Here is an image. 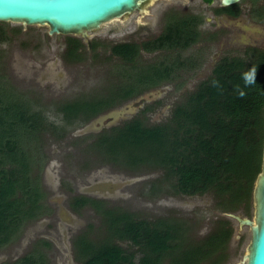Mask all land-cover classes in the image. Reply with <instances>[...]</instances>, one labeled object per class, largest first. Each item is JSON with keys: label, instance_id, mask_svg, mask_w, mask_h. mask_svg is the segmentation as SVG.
Returning <instances> with one entry per match:
<instances>
[{"label": "trees", "instance_id": "1", "mask_svg": "<svg viewBox=\"0 0 264 264\" xmlns=\"http://www.w3.org/2000/svg\"><path fill=\"white\" fill-rule=\"evenodd\" d=\"M196 26V19L179 18L154 41L107 46L111 56L122 63L117 71L113 70L116 83L107 97L82 99V103L74 101L58 108L64 125L85 124L145 90L171 81L175 66H182L183 62L165 58L140 64L137 61L141 51L185 49L198 39ZM4 35L0 29V41ZM68 40L67 57L75 61L80 41L70 37ZM253 67L255 82L246 86L242 74ZM32 106L0 77V248L43 213L40 147L42 135L57 133V129L53 123L47 124L42 110ZM150 111L147 106L143 113ZM263 143L264 55H260L220 60L208 79L184 102L175 105L165 122L147 126L139 118L133 119L100 134L91 148L101 155V151H108V161L118 164L121 160L131 170H159L167 182H172L175 193L210 194L222 213H235L239 209L247 212L251 205L261 172ZM152 186L160 189L157 184ZM98 203L79 197L71 207L77 211L92 206L111 223V237L131 242L141 248L142 254L135 263L134 253L109 241L92 254V247L87 246L85 251L89 253L81 264H164L165 258L169 264H222L227 259L226 250L233 235L227 218L219 219L209 234L193 243L183 224L150 223L125 211L106 210ZM15 264L47 263L42 254L32 253Z\"/></svg>", "mask_w": 264, "mask_h": 264}, {"label": "rangeland", "instance_id": "2", "mask_svg": "<svg viewBox=\"0 0 264 264\" xmlns=\"http://www.w3.org/2000/svg\"><path fill=\"white\" fill-rule=\"evenodd\" d=\"M193 1L157 0L143 17L133 13L122 24L112 22L105 24L104 29L89 32V39L96 44H104L103 49L98 52L85 51L83 61L74 66L61 62L64 36H49L47 27H23L16 23L0 22V29L5 33L0 41L1 80L18 93H23L24 97L35 98L39 103L32 107L42 110L47 124L53 123L57 129L55 134L42 135L40 177L45 195L43 213L38 219L26 223L13 241L0 248V264H15L32 253L42 254L48 264H75V241L81 236L93 240L91 246L94 249L106 244L98 242L109 238H105L107 232L101 222V213L89 211L90 207L77 214L70 211L72 198L83 193L103 198L106 200L103 201L105 209L125 211L135 219L150 223L165 221L183 224L187 237L193 243L209 234L219 219L227 218L232 223L233 235L227 246V259L222 264H245L242 257L246 253L250 229L247 226L239 227L236 221L222 213L210 194H177L171 189L172 182L164 179L163 172L155 169L131 170L121 160L117 161L118 164L108 161V151H101V155L91 148L97 141L95 134L98 129L102 131L99 134L107 132L109 122H119L121 118L128 117L129 112L136 110L135 101L111 110L91 123L69 127L64 125L63 116L53 103L61 97L60 93H63L62 97L82 96L86 99L111 89L110 83L116 81L113 70L122 63L109 57L107 46L127 40H141L157 33L163 28L161 13L167 6L179 5L175 11L179 18H183ZM221 56L230 57L232 54L225 51L224 46L218 50L216 45L204 42L190 45L183 51L166 49L154 57L140 55L137 61L140 64L165 61V58L172 62H183L182 66H175L171 81L162 82L142 96L143 101L155 102L151 113L144 118L145 125L165 122L175 105L184 102L200 83L208 79L215 59ZM61 74L64 79L58 80ZM155 184L160 189H154L152 185ZM233 214L253 220V203L247 212L239 209ZM115 243L127 252L133 251L132 246L126 248L121 242ZM44 244H48V247Z\"/></svg>", "mask_w": 264, "mask_h": 264}, {"label": "flooded vegetation", "instance_id": "3", "mask_svg": "<svg viewBox=\"0 0 264 264\" xmlns=\"http://www.w3.org/2000/svg\"><path fill=\"white\" fill-rule=\"evenodd\" d=\"M156 1L157 0H147V2L142 6V9L140 11H134V12L126 15L125 17H123L121 20H116L114 22H119L120 24H122V23L128 21L133 13H138L140 16L143 17L144 15H147V12H146L147 9L151 5H153ZM161 1H167V0H161ZM171 1L173 2L175 0H171ZM184 1H188V0H184ZM193 2H194L193 3L194 5L193 4L190 5L188 13L184 15L185 18L187 17V18H193V19L197 20V26L195 28H196V32L198 35V39L192 45H195L198 43L201 44V42H204L207 45H216L218 50L221 49L222 46H224L225 51L232 54V56H230V57H222L221 56V57H218L217 59H215V64L213 65V67L217 64V62H219L220 60H222L224 58L232 59V58L236 57V58L249 59L252 56L264 55V0H194ZM176 6H179V5L171 4V5L167 6V8H165L162 11L161 18L164 20V25H163V28H161L157 33L154 32V34H151L150 36H147L141 40L140 39H137L135 41L127 40L126 42H121V43H134V44L141 45L144 42H150V41L156 40L158 37H160L165 32V30H167V27L170 24H174V21L179 19L178 15L175 11ZM201 25H204L203 29H201ZM133 35H134V33L129 35V37L133 36ZM62 36H64V35H62ZM68 37L73 38V39H78L80 41V46L77 49V53L79 54V56H76L77 59L75 61L72 60L71 58L67 57V53L70 50V44H69L70 42L68 40ZM58 40H61V39H58ZM62 41H63L61 44L62 52L60 54V57H61V62L66 66L79 65L80 62L83 61V59L81 60V59H79V57L83 58L85 51L91 50V51H97L98 52V51H101L103 49V46H104V44L103 45L102 44L101 45H99V44L95 45L96 43L92 42V40L89 39L88 33H87V39H84L81 36L68 35L66 37L64 36V38H62ZM115 44H118V43H113L111 45H115ZM48 45H49V43H48ZM104 48H106V47H104ZM185 49H187V48H185ZM185 49H180V50L183 51ZM108 52H109L108 55L110 57H113L114 59L116 58L114 55L111 56L112 53L109 50V48H108ZM162 52H163V50H157L155 52L141 51L140 55L147 56V57H154L156 55H161ZM156 62H158V61H156ZM63 76H64L63 74L59 75L58 80L62 79ZM115 83H116V81L111 82L110 87L114 86L113 84H115ZM108 91H105L101 94H98L96 97L95 96H93V97L89 96L88 98H86V101H89L91 99L96 100L97 98H101V97H107ZM148 92H149V90L143 92L142 94H140L134 98H131V99H128V100L122 102L121 104L117 105L116 107H113V108L107 110L106 112L97 115L96 117H94L92 120H90L89 122H87L85 124L91 123L94 119L110 112L111 110L120 108V107L124 106L125 104H127L129 102H134V101H135L136 110L129 112L128 113L129 116L125 117V118H121L119 122H116V121L109 122L107 124L106 130L108 131L112 128L122 127L125 125V123L130 122L131 120L136 119V118H139L140 120L144 121V118L146 117V115L148 113H151V111L154 108V104H155L154 101L149 102V101H143L142 100L143 99L142 96ZM60 96L61 97L58 99V101L53 102L54 105L58 106V108L65 107L68 103H72L74 101H79L80 103L84 102L82 100L83 99L82 96H78L75 98L62 97L63 93H60ZM24 98L29 100V102H32L33 106H36V104L39 103L38 101L34 100L35 98L34 99L31 97L28 98L26 95ZM147 106L150 107L151 111L143 113L144 109ZM36 109H38V108H36ZM94 130H97V129H94ZM100 132H102V131H100V129H98V132L95 134L96 136H98V138H100V134H99ZM79 197H85V198L93 199V200L99 202L98 205H103L104 204L103 201H106L103 198L93 197L91 194H88V193L78 194V195L74 196L72 198V201L69 203L70 209H71L70 211H72L76 214L83 211V210H87L88 207L91 208V210H89V211H93L95 213H98L97 210H95V208H93L90 205L80 207V208H78L77 211L74 210L71 207V204L73 202H75V200ZM103 208H104V205H103ZM106 210H114V209L110 208V209H106ZM100 217H102L101 222L105 228V231L107 232V236L105 238H107V237H109V238L104 239V240L101 239L98 242L108 243L110 241V243L111 242L115 243V241H117L119 243L120 242L123 243L124 247H126V248H130L132 246L133 251H129V252H127L126 250L125 251L127 253H134V256H135L134 262L137 263L138 258L142 254L141 250H140L141 248L133 245L131 242L118 241V240L114 239L113 237H111V235H110V228L112 227L111 223H109V221H107V218L105 216L101 215ZM93 242H94L93 240L91 241L85 235L81 236L80 238H78L75 241L76 256H77V258L76 257L74 258V253H73V258H74L75 264H81V262L85 260L86 256L89 253V252L85 251L86 247L91 246V244ZM43 246L48 247V245H45V244ZM95 250H96V248L94 249L92 247V250L90 253L92 254L93 252H95ZM164 264H169V260L164 262Z\"/></svg>", "mask_w": 264, "mask_h": 264}, {"label": "water", "instance_id": "4", "mask_svg": "<svg viewBox=\"0 0 264 264\" xmlns=\"http://www.w3.org/2000/svg\"><path fill=\"white\" fill-rule=\"evenodd\" d=\"M147 0H0V22L23 27H47L48 35H72L87 39V33L104 29L105 24L140 11ZM102 27V28H101ZM252 203L253 220L237 214L225 215L239 227L247 226L250 237L245 264H264V143L261 172L257 176Z\"/></svg>", "mask_w": 264, "mask_h": 264}, {"label": "clouds", "instance_id": "5", "mask_svg": "<svg viewBox=\"0 0 264 264\" xmlns=\"http://www.w3.org/2000/svg\"><path fill=\"white\" fill-rule=\"evenodd\" d=\"M242 79L245 82V85H251L255 82L256 79V68H251L247 72L242 74ZM244 92H240V98H243Z\"/></svg>", "mask_w": 264, "mask_h": 264}]
</instances>
